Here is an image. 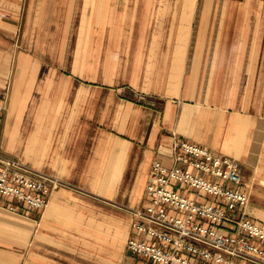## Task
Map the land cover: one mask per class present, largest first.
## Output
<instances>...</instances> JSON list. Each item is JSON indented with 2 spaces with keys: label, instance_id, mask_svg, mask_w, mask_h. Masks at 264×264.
<instances>
[{
  "label": "crops",
  "instance_id": "1",
  "mask_svg": "<svg viewBox=\"0 0 264 264\" xmlns=\"http://www.w3.org/2000/svg\"><path fill=\"white\" fill-rule=\"evenodd\" d=\"M20 5L0 0L1 34ZM263 21V0H29L26 33L59 60L17 64L0 152L64 183L42 210L0 195V264H155L126 240L173 134L240 162L264 226Z\"/></svg>",
  "mask_w": 264,
  "mask_h": 264
},
{
  "label": "built area",
  "instance_id": "2",
  "mask_svg": "<svg viewBox=\"0 0 264 264\" xmlns=\"http://www.w3.org/2000/svg\"><path fill=\"white\" fill-rule=\"evenodd\" d=\"M6 106L1 94L0 114ZM169 148L170 165H151L150 203L134 210L126 249L155 264H264V226L247 216L240 162L175 134ZM63 183L0 152L1 196L42 210Z\"/></svg>",
  "mask_w": 264,
  "mask_h": 264
},
{
  "label": "rangeland",
  "instance_id": "3",
  "mask_svg": "<svg viewBox=\"0 0 264 264\" xmlns=\"http://www.w3.org/2000/svg\"><path fill=\"white\" fill-rule=\"evenodd\" d=\"M29 5V0H21V7L17 9V17H12V23L15 24V28L12 33H0L1 39L7 41V44H3L0 40V86L1 94L7 97V106L5 111H8L11 103V98L13 94V84L17 76V64L22 58L29 57V77L35 76H47L49 72L54 69H47L45 65H55L59 60L57 58V53H43L41 51L36 52L37 42L39 41V47L44 49V44H46L47 37L32 36L31 31L28 30L26 33L25 19L27 14V6ZM263 14H264V0H263ZM264 24V21H263ZM42 34V33H41ZM56 41L59 37L54 38ZM58 42V41H57ZM47 49V47H45ZM36 63L42 65L43 69H40L39 74L36 75L37 69L32 66ZM27 76V75H26ZM25 76V77H26ZM24 98V96H23ZM26 101V100H25ZM19 102V101H18ZM40 103L39 96H32L28 98V109L32 113L35 111L37 104ZM6 156V155H5ZM255 200L263 205V197L255 198Z\"/></svg>",
  "mask_w": 264,
  "mask_h": 264
}]
</instances>
